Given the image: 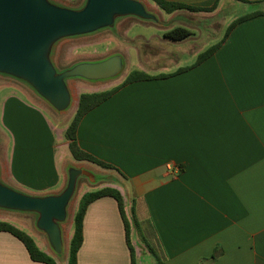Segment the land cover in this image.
<instances>
[{
  "label": "crops",
  "instance_id": "obj_1",
  "mask_svg": "<svg viewBox=\"0 0 264 264\" xmlns=\"http://www.w3.org/2000/svg\"><path fill=\"white\" fill-rule=\"evenodd\" d=\"M143 1L157 21L125 15L110 31L91 34L118 38L123 28V49L114 52L122 54L124 68L154 76L124 84L78 124V145L116 169L74 161L64 138L68 124L57 130L33 91L9 80L0 97V180L26 194H58L69 164L85 163L88 169L94 164L97 172L113 174L110 186L122 195L135 264H155L157 258L160 264H264V0H217L211 10L171 13ZM170 1L209 7L215 0ZM236 5L248 11H235ZM255 11L261 14L236 23L224 37L229 24ZM133 24L153 31L131 34ZM176 26L191 34L171 40L158 33ZM152 41L194 43L187 50L191 55L181 57L155 48L143 52L142 45ZM219 42L213 54L194 64L200 52ZM76 208L77 203L68 206L61 224V264L67 263ZM33 231L36 245L54 257L47 236ZM82 236L77 264H131L113 197L87 206ZM8 261L46 264L32 260L18 238L0 231V264Z\"/></svg>",
  "mask_w": 264,
  "mask_h": 264
},
{
  "label": "water",
  "instance_id": "obj_2",
  "mask_svg": "<svg viewBox=\"0 0 264 264\" xmlns=\"http://www.w3.org/2000/svg\"><path fill=\"white\" fill-rule=\"evenodd\" d=\"M125 15L158 19L143 0H85L79 8L50 0H0V74L26 82L56 112L62 113L73 100L68 78L90 83L112 80L124 69V58L114 52L77 61L58 71L53 62L55 46L65 39L111 27L117 17ZM89 170L69 164L66 185L58 194H26L0 180V208L35 213V226L47 236L52 252L63 253L61 224L67 219L78 178L86 177L96 183L104 177Z\"/></svg>",
  "mask_w": 264,
  "mask_h": 264
},
{
  "label": "rangeland",
  "instance_id": "obj_3",
  "mask_svg": "<svg viewBox=\"0 0 264 264\" xmlns=\"http://www.w3.org/2000/svg\"><path fill=\"white\" fill-rule=\"evenodd\" d=\"M50 1L56 4H59V5H63V6L71 7V8H79L85 2V0H50ZM154 8L151 7V9H154ZM240 8L241 10L243 9L242 11H248L245 9L246 8L245 6L241 7L240 5H236L235 7H233L235 11H238V9L240 10ZM108 28L110 27H105L101 29V31L102 30H105L104 32L110 31V29ZM151 31L153 30L145 28L140 24H133L132 27L130 28L131 34L143 33L144 35L145 33L148 35ZM122 32H123V28L120 34L121 36H124ZM158 33H160V35H163L161 31L160 32L158 31ZM121 36L118 37L120 39L119 40L116 36L112 35L111 33H105V34L103 33L102 35H97V37H92L91 35H87V36H80V37H73V38L65 39L63 41H60L55 46V49L53 52V62L57 70L62 71V70L69 68L71 65H73L74 63L80 60L102 58L106 55L114 53V51L116 50L123 49V43L121 41ZM190 43L191 45L181 44V43L180 45L178 44L175 45L172 43L160 44L157 41H152L149 44L147 43L145 44L146 48H144L145 46L143 44L142 50L143 52L146 51L147 53L148 50L155 48V49H159L160 53L166 50L167 52L173 51V53H177L181 57L182 56L188 57L191 54L187 52V50L190 49V46H193L192 44L194 42L191 41ZM132 68H134V66H128V69L124 68L118 74V76H116L114 79L102 81L94 86L81 84V82L77 81V79L73 77L68 78L67 84L72 91L71 93H72L73 100H72L71 106L62 113L56 112L46 101H44L40 96L37 95V93L33 90V88L29 84H27L26 82L18 78H15V77H12L6 74H0V97H1V94L7 91V88L6 87L3 88L2 84L7 83L9 80H12V82L19 84L21 87H25V88H28L29 90H32L33 91L32 94L34 95L36 100L41 103L42 107L44 108V113L47 116V118L51 121L53 125H55L56 129L59 130L65 124H68L69 121L71 120L76 110V106H77L76 100L80 93L91 91V90H100L102 88L112 86L113 84L119 85L126 78L128 72H130ZM134 70H139V69L136 68ZM1 152H2V148L0 145V153ZM71 164L78 166V167L80 166L86 167L85 163H81V162H75ZM91 166L93 167V169H90L89 171L97 174V176L101 175L104 177L96 183L89 182V180L86 177H82V176L79 177L77 180L76 189L74 191L70 204H76V203L78 204L79 198L84 192L95 189V188H100L103 186H110V184L113 182V176H111L113 174L109 173L110 174L109 175V174L99 173L97 172V170H101V169L97 168L94 164ZM103 170L108 171L107 169H103ZM115 174L116 173H114V175ZM26 214H29V217L23 220H21L18 217L20 215L26 216ZM36 218H37V215L32 212L26 213V212H21V211L7 210V209L0 208V219L7 221L11 223L12 225L16 226L17 228L21 229L22 231L28 233L35 242L38 241V237L33 231V229L38 230L35 226ZM133 234L134 233L131 234L132 239L135 238ZM6 247L11 248V246L8 244H6ZM64 256H65V253L63 252L60 254H56L53 258L55 259L57 263L61 264L63 262ZM8 258L11 259L12 257L8 256ZM141 261L142 259L138 257L137 262L139 263ZM7 264H10V261H8Z\"/></svg>",
  "mask_w": 264,
  "mask_h": 264
},
{
  "label": "trees",
  "instance_id": "obj_4",
  "mask_svg": "<svg viewBox=\"0 0 264 264\" xmlns=\"http://www.w3.org/2000/svg\"><path fill=\"white\" fill-rule=\"evenodd\" d=\"M154 2L159 9L164 11L165 13H171L177 9H188L193 11H199V10H211L215 5L217 0L214 1V3L209 7H200V6H191L175 1L170 0H150ZM261 14L259 11H255L249 14H245L243 16L238 17L235 19L231 24L228 25L224 37L227 36L231 28L238 22L252 18L256 15ZM191 34V31L188 30L185 27L176 26L173 27L163 33V36L171 39V40H181L186 37H188ZM221 42L212 45L208 47L206 50L200 52L197 55L196 61L194 64H198L199 62L203 61L207 57H209L213 52L218 48ZM154 78V76H151L144 71L141 70H132L130 71L126 78L119 84L112 88L102 90V91H96V92H82L78 96L77 106L76 110L69 121L68 125L66 126L64 130V138L68 142V149L70 151V154L72 158L76 161H88L91 163H94L102 168L105 169H116L113 165L106 163L92 154L86 152L83 150L79 145L77 141V127L81 120V118L91 109L105 101L107 98H109L115 91H117L121 86H123L126 83L137 81V80H143V79H150ZM103 196H111L113 197L118 206L119 213L121 215V218L123 220L124 229H125V235H126V242L128 245V248L130 250L131 255V264H135V258H134V249L133 246L130 243L129 235H130V224L129 221L125 215L124 211V205H123V199L122 195L116 188H113L111 186H103L100 188H95L92 190H88L84 192L78 201L77 208L73 215V232L71 235V238L69 240L68 245V259L66 264H77L76 255L79 247L82 244V223H83V217L86 211L87 206L94 201L97 198L103 197ZM132 223L134 225V228L138 229V223L136 221V218L132 212ZM0 231H6L14 235L16 238H18L22 244L25 246L30 258L34 261L43 262L46 264H57L56 261L52 256L42 251L35 243L33 238L26 232L22 231L21 229L17 228L16 226L12 225L11 223L0 220ZM149 250L155 255L153 250L149 247ZM156 256V255H155ZM157 257V256H156ZM155 264H160L159 259H156Z\"/></svg>",
  "mask_w": 264,
  "mask_h": 264
},
{
  "label": "built area",
  "instance_id": "obj_5",
  "mask_svg": "<svg viewBox=\"0 0 264 264\" xmlns=\"http://www.w3.org/2000/svg\"><path fill=\"white\" fill-rule=\"evenodd\" d=\"M168 169H171V166L170 165L168 166Z\"/></svg>",
  "mask_w": 264,
  "mask_h": 264
}]
</instances>
